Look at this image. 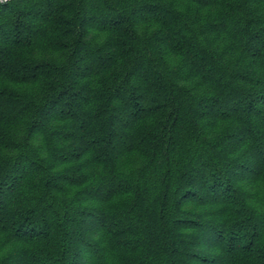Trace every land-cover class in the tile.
<instances>
[{
  "label": "trees",
  "instance_id": "trees-1",
  "mask_svg": "<svg viewBox=\"0 0 264 264\" xmlns=\"http://www.w3.org/2000/svg\"><path fill=\"white\" fill-rule=\"evenodd\" d=\"M0 264H264V0L0 4Z\"/></svg>",
  "mask_w": 264,
  "mask_h": 264
},
{
  "label": "clouds",
  "instance_id": "clouds-1",
  "mask_svg": "<svg viewBox=\"0 0 264 264\" xmlns=\"http://www.w3.org/2000/svg\"><path fill=\"white\" fill-rule=\"evenodd\" d=\"M6 2L7 0H0V4L6 3ZM69 55H71V48L65 50V54L63 57H61V60L58 62V64L60 63L67 64L68 63L67 57ZM192 87H195V82H193ZM188 147L192 149V151H195V148H193V145L190 144L188 145ZM211 163H215V161H212Z\"/></svg>",
  "mask_w": 264,
  "mask_h": 264
},
{
  "label": "built area",
  "instance_id": "built-area-1",
  "mask_svg": "<svg viewBox=\"0 0 264 264\" xmlns=\"http://www.w3.org/2000/svg\"><path fill=\"white\" fill-rule=\"evenodd\" d=\"M8 1H10V0H7V2H8ZM7 2H6V3H7ZM3 4H4V3H3Z\"/></svg>",
  "mask_w": 264,
  "mask_h": 264
}]
</instances>
